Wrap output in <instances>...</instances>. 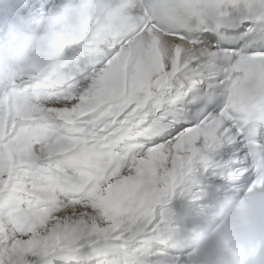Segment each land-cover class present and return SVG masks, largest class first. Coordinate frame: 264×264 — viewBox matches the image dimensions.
I'll list each match as a JSON object with an SVG mask.
<instances>
[{"label": "snow or ice", "instance_id": "6c2138e0", "mask_svg": "<svg viewBox=\"0 0 264 264\" xmlns=\"http://www.w3.org/2000/svg\"><path fill=\"white\" fill-rule=\"evenodd\" d=\"M44 19L0 66V264H189L173 197L264 186V0H0V52Z\"/></svg>", "mask_w": 264, "mask_h": 264}, {"label": "clouds", "instance_id": "9594fccd", "mask_svg": "<svg viewBox=\"0 0 264 264\" xmlns=\"http://www.w3.org/2000/svg\"><path fill=\"white\" fill-rule=\"evenodd\" d=\"M84 20L80 6L73 5L64 14L62 28L77 31ZM50 24L36 21L30 31L15 30L0 52V66L13 72H25L44 64L48 51L46 37ZM207 222L188 230L191 248L189 264H237L234 252L243 250V264H264V186L237 187L224 191L210 205Z\"/></svg>", "mask_w": 264, "mask_h": 264}, {"label": "bare ground", "instance_id": "6f19581e", "mask_svg": "<svg viewBox=\"0 0 264 264\" xmlns=\"http://www.w3.org/2000/svg\"><path fill=\"white\" fill-rule=\"evenodd\" d=\"M201 185H203V184H201ZM196 193H200V194H202V198L201 199H199V200H193V199H191V196H193V195H195ZM209 196H210V194H206L203 190H202V188L200 187V186H197V188H195V190L191 193V194H189V196H186V197H179V196H176V197H174L175 199L176 198H183L184 200H186L188 203V205H187V212L185 213V215L187 216V215H189L190 214V212L192 211V210H195V211H197V210H199V202H202L204 199H208L209 198ZM172 229L175 231V237H174V240L171 242L172 244H179V243H181L182 241H184L186 238H187V234H185L184 235V233L183 232H180L179 231V227L177 226V225H174L173 227H172ZM182 246H186V245H183V244H181ZM156 247H162V245H159V244H157L156 245Z\"/></svg>", "mask_w": 264, "mask_h": 264}]
</instances>
